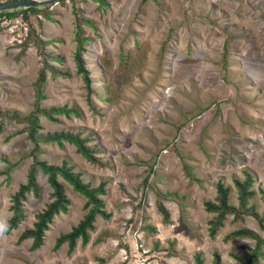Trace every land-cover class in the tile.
<instances>
[{
	"label": "rangeland",
	"instance_id": "374dc122",
	"mask_svg": "<svg viewBox=\"0 0 264 264\" xmlns=\"http://www.w3.org/2000/svg\"><path fill=\"white\" fill-rule=\"evenodd\" d=\"M42 8L29 13L39 43L22 48L14 33L0 30V218L11 215V196L26 182L34 145L24 123L3 113L33 109L42 53L68 76L46 69L40 106L69 112L53 114L56 120L39 115L37 135H89L101 165L66 141L41 140L38 157L66 161L91 186L104 183L99 198L109 217L95 216L85 245L78 238L72 252L67 243L54 250L56 238L86 212L85 196L58 176L70 200L66 212L53 217L38 249H30L31 238L18 242L52 201L47 175L38 168V193L26 194L23 219L0 238V264H194L196 252L212 264L215 251L222 264L248 258L253 239L223 237L239 227L263 236L260 221L228 215L211 238L204 201L215 199L221 180L237 204L233 179L247 170L255 190L249 205L258 216L264 212V0H63L47 7L49 19ZM74 9L90 22L81 26L90 94L74 60ZM9 163L15 165L5 173ZM156 192L166 195L168 222Z\"/></svg>",
	"mask_w": 264,
	"mask_h": 264
},
{
	"label": "trees",
	"instance_id": "16d2710c",
	"mask_svg": "<svg viewBox=\"0 0 264 264\" xmlns=\"http://www.w3.org/2000/svg\"><path fill=\"white\" fill-rule=\"evenodd\" d=\"M63 1V0H59ZM49 4L43 5L41 9L42 13L48 17H50V12L48 10ZM42 7V6H41ZM40 6L36 7H27L25 10L24 18L29 23L28 34L23 37L21 43V47L27 46L29 42L37 44L40 42L39 34L36 33L35 28L29 21V13L37 11ZM74 11L75 16V24H76V36H74L76 47L74 52V60L76 63V70L84 79L85 85L87 87V94L93 92L91 87V79L88 69L85 67V62L82 57L83 53V43L86 40V37H83L82 24L90 22L80 17L77 13V10ZM27 12V13H26ZM12 15L13 12L9 11H1L0 15ZM43 56V66L38 70V75L36 80L33 82L34 87V100H33V109L29 111L25 115H19L17 112L9 113L4 112V116H10L17 123H24L22 130L27 132V137L34 143L33 147L29 150V155L32 160L28 167L27 179L25 183L19 185L18 189L11 196V204L9 206V210L11 211V215L7 219V223L9 224V229L6 232L7 234L15 229L21 220L24 217L22 204L26 199V194L28 192H33L37 194L39 191V186L36 180V171L39 168L43 171L44 174L47 175V181L52 188V201L45 205V207L35 213V220L33 222L32 227L26 228L21 232L18 237V242H21L25 239L31 238V250H36L43 245L44 240V232L48 230L49 225L52 222V219L55 215L59 213H64L67 210V205L70 204V200L65 194L62 184L58 181V176L63 178L69 184L72 185L73 189L82 195L85 196L86 201L84 203L83 208L86 209L83 217L71 227L70 231L66 233L60 234L56 240L54 245V250H57L62 244L67 243L68 252H72L77 244V239H81L82 245H85L89 241V230L94 229L93 222L95 220V216H100L102 218H108L109 214L103 210L104 203L100 195H104V183H100L97 186H91L89 182H83L80 178V173L73 172L70 166L66 165V161H62L60 165L48 164L43 159H40L38 155L40 154L41 146L40 141L44 140L45 142H56L59 145H62L63 141L71 143L75 145V151L81 154L85 159L92 163H99L101 165L100 159L95 155L97 150L96 145L88 144L89 135L81 137L80 133H72L69 131H55L53 133H47L45 137L40 138L38 134V130L40 128L39 125V115H44L46 118L50 120H56L53 117V114L65 112L68 113L69 110H65L60 107H50L45 108L40 106V100L44 98L43 85L46 80V69L51 71L52 76L64 75L68 76V73H62L54 69V67L50 66L47 63V54L42 53ZM119 69L118 71L119 74ZM15 164L9 163V165L4 170L5 173H9L12 167ZM185 168L186 174L189 176V180H193L194 175L191 172V168L188 165H183ZM150 170V169H149ZM149 172L143 178V183L148 181ZM152 172V171H151ZM254 182V178L252 174L244 170L243 178L233 179L234 186L236 188L237 193V204H232L229 201L230 188L226 186L221 180H219L216 184V196L213 201L208 199L204 201L205 211L210 212L212 217L208 219V234L211 238H213L220 228L223 227L226 216L231 215L233 219H236L240 215H251L260 221V226L264 230V212L261 216H258L254 207L249 205L250 198L255 194V190L252 188ZM261 197L264 201V188H259ZM157 195V205L158 210L162 214L163 221L168 222L169 213L167 208L164 206L163 201L166 199V195L156 192ZM247 237L254 240L253 246H246L248 248V258L244 259L240 256H235L237 259V263L235 264H260V259L264 256V251L262 250V246L264 245V235L261 236L254 232L253 230L247 227H239L232 229L223 237L224 241H229L231 239ZM213 260L212 264H222L221 256L218 252H213L212 254ZM194 264H204V257L202 252H196L194 254Z\"/></svg>",
	"mask_w": 264,
	"mask_h": 264
},
{
	"label": "built area",
	"instance_id": "2783aa9c",
	"mask_svg": "<svg viewBox=\"0 0 264 264\" xmlns=\"http://www.w3.org/2000/svg\"><path fill=\"white\" fill-rule=\"evenodd\" d=\"M7 1L10 0H0V3ZM26 8L27 7H20L17 9L6 10L13 12V14L0 15V30L14 33L13 39L17 41V43H21L23 37L28 34L29 26L28 22L24 18Z\"/></svg>",
	"mask_w": 264,
	"mask_h": 264
},
{
	"label": "water",
	"instance_id": "95a60500",
	"mask_svg": "<svg viewBox=\"0 0 264 264\" xmlns=\"http://www.w3.org/2000/svg\"><path fill=\"white\" fill-rule=\"evenodd\" d=\"M59 0H10L0 3V11L17 9L20 7H36L42 5H52L58 3Z\"/></svg>",
	"mask_w": 264,
	"mask_h": 264
},
{
	"label": "clouds",
	"instance_id": "9594fccd",
	"mask_svg": "<svg viewBox=\"0 0 264 264\" xmlns=\"http://www.w3.org/2000/svg\"><path fill=\"white\" fill-rule=\"evenodd\" d=\"M9 229V224L7 223L6 219L0 218V238L5 236V233Z\"/></svg>",
	"mask_w": 264,
	"mask_h": 264
}]
</instances>
